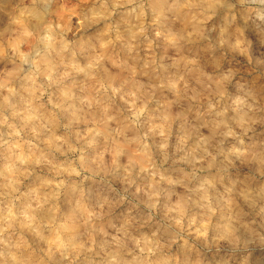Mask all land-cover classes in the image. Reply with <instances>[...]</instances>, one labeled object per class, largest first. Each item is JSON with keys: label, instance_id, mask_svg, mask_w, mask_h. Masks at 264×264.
<instances>
[{"label": "clouds", "instance_id": "1", "mask_svg": "<svg viewBox=\"0 0 264 264\" xmlns=\"http://www.w3.org/2000/svg\"><path fill=\"white\" fill-rule=\"evenodd\" d=\"M261 53L264 0H0V264H254Z\"/></svg>", "mask_w": 264, "mask_h": 264}, {"label": "rangeland", "instance_id": "2", "mask_svg": "<svg viewBox=\"0 0 264 264\" xmlns=\"http://www.w3.org/2000/svg\"><path fill=\"white\" fill-rule=\"evenodd\" d=\"M75 23V21H73ZM253 65L254 67L264 72V53H261V58L253 59ZM248 244L247 246V254H251L254 264H264V250H261L260 248L256 247L254 244L248 243V237L246 234H241L239 242H238V249L237 255L244 253V247L245 244ZM231 254V249L225 248V250L221 251L219 255L227 256Z\"/></svg>", "mask_w": 264, "mask_h": 264}]
</instances>
